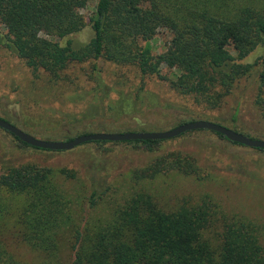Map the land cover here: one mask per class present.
Returning a JSON list of instances; mask_svg holds the SVG:
<instances>
[{
	"label": "trees",
	"instance_id": "trees-1",
	"mask_svg": "<svg viewBox=\"0 0 264 264\" xmlns=\"http://www.w3.org/2000/svg\"><path fill=\"white\" fill-rule=\"evenodd\" d=\"M87 5L88 0H0L5 29L0 30V46L28 68L44 72L50 83L62 82L71 64L103 59L136 69L142 80L154 76L167 81L178 94L210 109L219 107L259 65L256 104L264 117V55L255 64L243 63L264 47V0H98L89 23L82 13ZM88 24L94 37L79 50L71 41L63 46L47 38L64 39ZM161 29L172 39L156 55L152 42ZM163 66L179 76H163ZM143 98L140 87L135 103ZM128 101L123 98L121 106ZM161 141L127 142L155 148ZM166 171L199 177L192 156L171 153L135 171L129 194L120 203L113 198L106 216H100L95 210L111 188H96L84 198L63 184L79 180L73 170L34 164L4 168L0 264H30L11 253L9 238L41 256L33 264H66L61 260L65 248L73 255L67 264H264V232L250 217L226 213L209 194L195 203L164 207L143 183Z\"/></svg>",
	"mask_w": 264,
	"mask_h": 264
},
{
	"label": "rangeland",
	"instance_id": "rangeland-1",
	"mask_svg": "<svg viewBox=\"0 0 264 264\" xmlns=\"http://www.w3.org/2000/svg\"><path fill=\"white\" fill-rule=\"evenodd\" d=\"M97 3L98 0H88L82 11L88 23ZM0 30L5 32L1 23ZM93 37L94 31L88 24L64 39L47 38L63 46L71 41L74 49L79 50ZM171 39L172 34L161 29L152 42L154 53H164ZM230 52L235 54L233 48ZM263 55L264 47H259L243 63L255 64ZM259 74L260 66L255 65L219 107L210 109L178 94L167 81L154 76L142 80L136 69L103 59L71 64L62 82L50 83L44 72L28 68L0 46V118L37 139L54 142H65L80 137L79 134L169 131L190 122V118L210 121L264 141V117L256 104ZM162 75L174 80L179 72L163 66ZM140 87H144V98L135 103ZM127 97L130 103L121 106ZM133 104L138 108H132ZM171 153L192 156L199 167V177L166 171L153 181L144 182V187L164 207L195 203L209 194L226 213L248 216L264 232V151L259 149L237 145L213 131L195 130L162 140L155 148L141 143L90 142L70 151H52L26 146L0 128V171L23 164L73 170L79 180L63 181L71 194L76 192L86 198L96 188H111L100 209L95 210L100 216H106L113 198L120 203L129 194L135 171L146 169ZM7 241L18 260L30 264L41 260L25 244L11 238ZM72 258L70 249L65 248L62 262L70 263Z\"/></svg>",
	"mask_w": 264,
	"mask_h": 264
},
{
	"label": "water",
	"instance_id": "water-1",
	"mask_svg": "<svg viewBox=\"0 0 264 264\" xmlns=\"http://www.w3.org/2000/svg\"><path fill=\"white\" fill-rule=\"evenodd\" d=\"M0 128L13 134L25 144L45 150L52 151H70L80 145L90 142L107 141V142H127V141H147V140H169L181 136L187 132L195 130H209L223 135L228 141L243 145L249 148L264 149V141L252 139L243 134H240L225 126L205 121L198 120L180 125L172 130L163 132H126V133H93L75 138L71 141L54 142L40 140L32 135L23 132L7 121L0 118Z\"/></svg>",
	"mask_w": 264,
	"mask_h": 264
}]
</instances>
